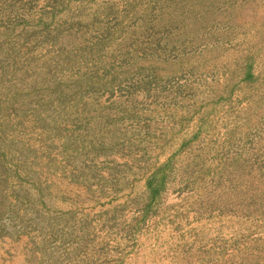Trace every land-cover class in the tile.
<instances>
[{
	"label": "rangeland",
	"instance_id": "1",
	"mask_svg": "<svg viewBox=\"0 0 264 264\" xmlns=\"http://www.w3.org/2000/svg\"><path fill=\"white\" fill-rule=\"evenodd\" d=\"M0 264H264V0H0Z\"/></svg>",
	"mask_w": 264,
	"mask_h": 264
}]
</instances>
